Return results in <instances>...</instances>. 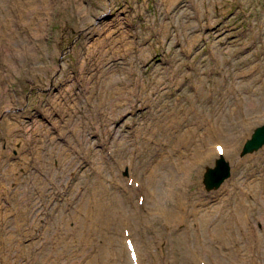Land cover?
<instances>
[{
  "label": "rangeland",
  "instance_id": "rangeland-1",
  "mask_svg": "<svg viewBox=\"0 0 264 264\" xmlns=\"http://www.w3.org/2000/svg\"><path fill=\"white\" fill-rule=\"evenodd\" d=\"M62 3L0 0V264H131L124 228L140 264H264V145L240 155L264 124V0ZM193 119L182 159L210 155L174 191L160 150ZM217 141L230 175L206 188Z\"/></svg>",
  "mask_w": 264,
  "mask_h": 264
},
{
  "label": "bare ground",
  "instance_id": "bare-ground-1",
  "mask_svg": "<svg viewBox=\"0 0 264 264\" xmlns=\"http://www.w3.org/2000/svg\"><path fill=\"white\" fill-rule=\"evenodd\" d=\"M54 2V1H53ZM59 2H63L62 3V5L61 6H59V8L61 9H65V7L66 6H71V8H73L74 6H75V10H80V8L82 7V5H75L74 4V0H59ZM41 4L43 5V2H41ZM54 6H56V4H54V3H52V7H54ZM5 57H7V56H5ZM6 59H9L8 57L6 58ZM10 63V62H9ZM8 69V68H7ZM5 77L6 76H2L1 74H0V86L2 87L1 88V90H0V113H3V111L1 110V103H6V105L8 104L9 105V103H11V99H10V96H11V90H12V88H11V86H10V83L8 82V80H4L5 79ZM148 90V89H147ZM132 94V93H131ZM145 97H149V95H145ZM143 100V99H142ZM195 110H196V113L195 114H198V109L197 108H194ZM4 110H5V112H7L8 113V110L7 109H5L4 108ZM245 121L241 124V127H246L248 124H249V121L248 120H246V119H244ZM174 123H176V121H173ZM189 122L190 121H188L187 123H188V127H189ZM191 124H193V126H191V127H189V131L187 132V130L185 131V129H183V131H182V133H179V134H177V133H175V131L174 132H172V133H170V136L171 135H173L172 137H170L169 135V145H168V147H167V149H165V148H163L162 150H160V154H161V156H162V158H164L165 156L164 155H166V156H171L172 157V162H173V164L176 166V169H179V171L180 172H182V176L183 177H179L178 179H176V180H178L177 182H175V180L172 178L173 177V175H174V173H171L170 174V180H172V185H173V189H174V191H175V189L177 188V186H178V184H180V183H182V182H185L186 184H187V182H189V179L188 178H186L185 177V175L186 174H188V173H190L192 170H193V164L192 163H194L196 166H199L200 167V165H201V161H202V164H203V160H204V156H206V157H208L209 155H210V150L209 151H206V150H202L204 153H203V156L201 155V157H191V156H189L188 157V159H185V160H183L182 159V156H185V158L187 157L186 155H182V154H184V153H182V150L180 149V147L182 146L183 148L184 147H186L187 146V144L190 142V141H194V142H199V141H201V138L203 137V136H206V135H203L200 131H201V128L202 127H200V125H202L200 122H198V119H193V120H191ZM159 129V132H162V133H166V135L165 136H167V134H168V132L166 131V130H164V128H158ZM206 129L207 130H209V129H214L215 130V127H210V128H207V126H206ZM216 130H218V128H216ZM215 130V131H216ZM9 131L10 132H12L13 131V128H12V125H10V127H9ZM210 131V130H209ZM146 132H147V134L148 133H152V130L151 129H149V130H146ZM153 134V133H152ZM204 134H205V132H204ZM148 136H149V134H148ZM164 136V135H163ZM207 136H211V134L210 133H208V135ZM248 139H250V138H248ZM248 139H246V141L248 140ZM219 142V141H218ZM218 142H216L215 144H214V146H211V147H213V149H214V151H215V145L218 143ZM226 142V141H225ZM246 143V142H245ZM257 142H255V144H256ZM262 145H264V143H262L260 146H262ZM260 146L258 145V144H256V146H255V149H259L260 148ZM176 148H179V149H176ZM177 150V151H176ZM143 151V150H142ZM144 152H146V150L144 151ZM175 152H176V154H175ZM216 152V151H215ZM227 152H228V149H227V145L226 144H224V151H223V154H225L224 156H226L227 155ZM217 154H218V152H216ZM216 154V155H217ZM177 155V156H176ZM69 157H65V158H63V160H64V166H67V169H70L71 167L69 166L68 167V165H69ZM26 162H24V164H25ZM219 162H218V164L214 167V166H210V165H206V170L208 169V172L209 171H211V174L214 172V171H216L218 168H219ZM229 165H230V167H231V164L229 163ZM218 166V167H217ZM66 168V167H65ZM179 172V173H180ZM6 175H8V176H11V172L9 171H7V173H3V176H6ZM160 176L162 175L161 173L159 174ZM214 175L216 176L217 174L216 173H214ZM2 176V178H4ZM167 177V176H166ZM129 179H130V177H129ZM129 179H126L127 181L129 180ZM128 183V182H127ZM205 185V184H204ZM205 187H207L206 185H205ZM151 191L152 192H155L154 191V189H151ZM178 191H180V189L178 190ZM145 192L147 193V195H150L151 197L153 196V194L154 193H149V191L148 190H145ZM177 193H179V192H177ZM180 195H182V193L180 192V194H179V196ZM146 201H147V199H146ZM243 200L241 199V202H242ZM154 204H155V206H154V210L156 211V214H166V217H168L169 219H174V217H175V215L174 214H172V211H175V210H172V207H165L164 206V204H163V201H162V197H159V195H157V194H155V197H154V199H153V201H152ZM132 218V217H131ZM188 241H192V240H188ZM134 242H135V240H134ZM135 244H136V242H135ZM137 249V248H136ZM138 250H140L139 248L137 249V251ZM190 253V252H189ZM191 258L193 259V260H195L194 259V256H193V254L191 253ZM188 259H189V261H192L190 258H189V255H188ZM140 261V255L138 256V262ZM207 264V263H206ZM217 264H220L219 263V261L217 262Z\"/></svg>",
  "mask_w": 264,
  "mask_h": 264
},
{
  "label": "water",
  "instance_id": "water-1",
  "mask_svg": "<svg viewBox=\"0 0 264 264\" xmlns=\"http://www.w3.org/2000/svg\"><path fill=\"white\" fill-rule=\"evenodd\" d=\"M255 142H257L256 144H258L259 146L264 143V124L255 128L252 137L246 141L243 148L244 150H242L240 155H243L248 151H252L256 146ZM218 162L220 165L216 171L211 174V171L208 172L207 169L204 174L203 182L207 186L206 188L219 187L223 183V181L230 175L229 162L223 157H220L216 160V165L218 164ZM214 173H216L217 175L215 176Z\"/></svg>",
  "mask_w": 264,
  "mask_h": 264
},
{
  "label": "snow or ice",
  "instance_id": "snow-or-ice-1",
  "mask_svg": "<svg viewBox=\"0 0 264 264\" xmlns=\"http://www.w3.org/2000/svg\"><path fill=\"white\" fill-rule=\"evenodd\" d=\"M218 151H222V149L221 148H218Z\"/></svg>",
  "mask_w": 264,
  "mask_h": 264
}]
</instances>
